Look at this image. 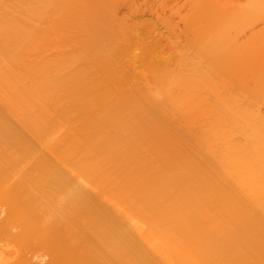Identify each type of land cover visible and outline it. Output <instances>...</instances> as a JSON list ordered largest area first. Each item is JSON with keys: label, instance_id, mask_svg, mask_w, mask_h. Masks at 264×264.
Wrapping results in <instances>:
<instances>
[{"label": "bare ground", "instance_id": "bare-ground-1", "mask_svg": "<svg viewBox=\"0 0 264 264\" xmlns=\"http://www.w3.org/2000/svg\"><path fill=\"white\" fill-rule=\"evenodd\" d=\"M79 1L0 0L6 264H264V0L173 61L135 0Z\"/></svg>", "mask_w": 264, "mask_h": 264}, {"label": "rangeland", "instance_id": "rangeland-1", "mask_svg": "<svg viewBox=\"0 0 264 264\" xmlns=\"http://www.w3.org/2000/svg\"><path fill=\"white\" fill-rule=\"evenodd\" d=\"M80 2H81V4L82 3L85 4V2H88V1L84 0V2H82L80 0L78 3H80ZM135 2H136L135 3L136 12L133 13L134 14L132 16L133 20L134 21L138 20V21H136L138 23L137 26H140L141 23H146V24H148V25H146L147 28L148 27L151 28V30H150L151 34L147 33L146 34L147 37L145 35V33H146L145 31L149 32V30L147 29V30L143 31V33L145 35L144 39H148V36H149L148 40L150 41L149 44L151 43L150 45L152 46V48L153 47L157 48V50L160 51V53L163 55V57L168 58V56H171L173 54L175 57L176 54H175L174 50H176V49H174V48H177V47L179 49L182 48L183 50L186 49L185 52L187 54L188 44L185 42H187V41L189 42V40H190L189 35L192 32L194 33L195 30L197 31L196 28H198L200 25H202L203 22L204 23L206 22L205 18L202 16L205 13L201 14L200 11L198 10V8H200L202 6H206V5H211V7H207V8H215L217 11L218 10L223 11V12H225L224 16L233 15V14L239 15L243 11V9L245 8V5L246 4L248 5L250 0H135ZM89 3H92V2H89ZM126 12H127V10L125 9L121 13L126 14ZM126 15H128V14H126ZM239 21H245V18L242 17L239 19ZM87 24H88V22H87ZM189 24L191 27L189 26ZM144 25L142 26V28L140 26V32H142L141 29H143ZM229 27L232 29V32L236 31V23H234L233 21L232 22L229 21ZM187 28H188V30H187ZM69 32H71V31H68V34H69ZM72 32H71V34H73ZM143 33H141V34L143 35ZM141 34L139 35V37H141ZM259 34H261V38L257 39V44L259 45V48H260V43L264 42V20H262L261 18H255L248 24V26L244 27L238 33V39H239V41H241L247 36L253 37V36L259 35ZM192 35L194 36V34H192ZM69 38H70V36H69ZM72 39H73V37H72ZM173 42L177 43L176 45L182 46L184 44L185 46H182V47L177 46V47L173 48V46H174ZM186 44H187V46H186ZM72 45L73 44H71V47L67 46L69 48V51H70V48L74 49V48H72ZM262 47H264V46H262ZM71 51H73V50H71ZM74 51H75V49H74ZM67 52H68V50H67ZM171 57L168 59L172 60L173 57L172 58ZM46 59L48 60L49 58H46ZM46 59H45V61H47ZM71 60H69L70 61L69 62L70 67H71V63H73V62H71ZM172 61H170V62L172 64H174L175 61L174 62H172ZM3 238H5V237H2V238L0 237V264H6L5 260L11 254V251H9V250L12 249L11 244L6 242V238H5V241ZM33 261H38V260L34 259Z\"/></svg>", "mask_w": 264, "mask_h": 264}]
</instances>
